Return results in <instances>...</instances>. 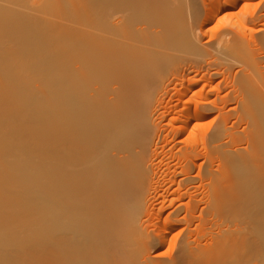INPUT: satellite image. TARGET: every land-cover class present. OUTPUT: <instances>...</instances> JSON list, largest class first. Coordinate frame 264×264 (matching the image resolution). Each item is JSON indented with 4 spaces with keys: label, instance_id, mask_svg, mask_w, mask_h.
I'll return each mask as SVG.
<instances>
[{
    "label": "bare ground",
    "instance_id": "1",
    "mask_svg": "<svg viewBox=\"0 0 264 264\" xmlns=\"http://www.w3.org/2000/svg\"><path fill=\"white\" fill-rule=\"evenodd\" d=\"M250 1L0 0L1 58L59 42L61 72L59 151L40 152L36 127L0 125V191L6 181L32 191L28 171H45L0 264H264V27L254 46L244 31L264 3L249 11ZM236 60L223 94L215 78L230 79ZM172 70L182 79L179 122L160 157L156 120ZM199 71L209 76L202 84ZM212 113L216 124L196 134ZM160 197L171 207L163 219ZM176 229L173 254L154 253Z\"/></svg>",
    "mask_w": 264,
    "mask_h": 264
},
{
    "label": "rangeland",
    "instance_id": "2",
    "mask_svg": "<svg viewBox=\"0 0 264 264\" xmlns=\"http://www.w3.org/2000/svg\"><path fill=\"white\" fill-rule=\"evenodd\" d=\"M247 0H243L242 3ZM252 4L248 7V10H255L258 3L264 0H252ZM210 1L208 4L203 6V12L209 9ZM241 5L236 8L239 12ZM264 14V10L262 11ZM230 26L229 24H226ZM105 32H107L109 25L105 23L102 25ZM224 27V25H222ZM264 27V16L260 17L256 23L248 24L245 31L246 39L254 46V37L257 34L259 28ZM218 27L210 30L207 34L203 35L202 41L206 42L213 39ZM51 44H37L34 54L30 58L24 56H8L7 58H1L2 52H0V70L2 73L5 71L10 76L9 80L3 81L0 78V125L5 128L23 127L26 131L37 128L41 131V135H38L36 140L39 142L42 139L41 145L42 154L45 151H59L56 149V144L59 143V132L57 128L59 127V110H60V47L59 42ZM0 44L1 41H0ZM3 45V44H2ZM53 55L52 58H47V54ZM260 55H264V48L259 52ZM11 61H10V60ZM15 62V63H14ZM187 61L184 62L182 67V72L187 68ZM9 64V66H8ZM189 64V63H188ZM242 62L236 60V64L233 66L231 71L230 79L223 80V73L221 72L216 78L215 82L221 81L223 90L222 93L225 94L232 89V77L241 68ZM176 71H171L167 75L165 90H167L164 98L162 100V106L160 108L161 118L156 121L159 123L160 128L163 129L162 132V145L164 149L160 151V157H163L169 151L170 146L165 144V134L172 133L175 125L179 122L174 117L177 116V111L173 110L174 104L177 102V97L175 91L180 88L182 79L178 76ZM196 78L200 79V84L206 82L209 76L205 75L203 72H196L194 75ZM223 80V81H222ZM187 82V81H186ZM187 84V83H186ZM215 95V94H214ZM238 105L237 100L234 99L227 103L226 109L236 107ZM193 111H191L192 113ZM14 114H18L14 117ZM16 120V125L12 122ZM177 120V121H176ZM228 125H231L235 120L234 117L229 119ZM216 113L205 117L201 120L196 128V134H201L202 130L211 128L216 124ZM238 128V127H236ZM239 128H242L240 126ZM34 140L33 137H30ZM181 140L176 147L172 149L173 153H178L179 146L187 144V132L185 131L182 135L178 137ZM190 139V138H189ZM157 140V138L155 139ZM55 146L51 148V146ZM48 146V147H47ZM162 149V148H161ZM176 161V160H175ZM29 167H32L30 165ZM39 167V166H37ZM30 178L28 182H22L23 185L30 188L29 190H20L19 192L11 191L7 183L9 181L1 184V195L3 196V202L0 203V257H6L9 259L12 251L11 239L14 236V226L18 217L26 216L29 213L30 201L39 197L45 185V171L44 168H32L28 171ZM13 184V183H11ZM175 188V186L173 187ZM201 189V188H200ZM162 197L159 198V203L157 207L163 208L161 202ZM169 201L166 202V205ZM9 206L10 209H8ZM162 219L166 216L167 212L170 211L171 207L167 206L163 208ZM156 215H152L151 220H156ZM179 237V229L174 230L170 236L169 241H167L164 246L159 250L154 251V253L160 254L162 257H170L173 254L174 242ZM264 260V256L261 257ZM10 262L9 260H7ZM260 264V263H258Z\"/></svg>",
    "mask_w": 264,
    "mask_h": 264
}]
</instances>
